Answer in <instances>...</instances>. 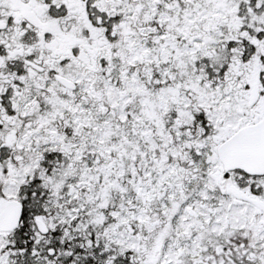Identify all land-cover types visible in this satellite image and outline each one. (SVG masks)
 <instances>
[{"label":"snow or ice","instance_id":"snow-or-ice-1","mask_svg":"<svg viewBox=\"0 0 264 264\" xmlns=\"http://www.w3.org/2000/svg\"><path fill=\"white\" fill-rule=\"evenodd\" d=\"M0 264H264V0H0Z\"/></svg>","mask_w":264,"mask_h":264}]
</instances>
